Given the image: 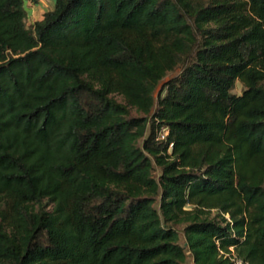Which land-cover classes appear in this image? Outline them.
<instances>
[{
	"label": "trees",
	"instance_id": "16d2710c",
	"mask_svg": "<svg viewBox=\"0 0 264 264\" xmlns=\"http://www.w3.org/2000/svg\"><path fill=\"white\" fill-rule=\"evenodd\" d=\"M41 1L0 0V264H264V0Z\"/></svg>",
	"mask_w": 264,
	"mask_h": 264
},
{
	"label": "rangeland",
	"instance_id": "374dc122",
	"mask_svg": "<svg viewBox=\"0 0 264 264\" xmlns=\"http://www.w3.org/2000/svg\"><path fill=\"white\" fill-rule=\"evenodd\" d=\"M53 9V5H50V3L48 2H43V3H40L38 6H35V5H32L31 3L27 4V9L26 11L28 12V16H29V19H28V27L30 25H32L33 23H35L36 21L42 19V16L44 13L48 12V11H51ZM180 74V70H176L175 72L173 73H170L168 75V77L161 83V86L159 87V89L157 90V93H156V98L159 96L160 92L162 91L164 85L176 78L178 75ZM243 91V86L241 83H238L236 85V88L234 90V93L236 94H241ZM118 100L120 102H122V99L121 97H118ZM131 115L133 117H137V116H142V114L138 113L136 111V109H132V112H131ZM160 172L159 169H157V172L156 174H158ZM215 214V213H214ZM177 229L179 230L180 234H181V244L185 245V236L182 232V227L181 226H177ZM186 264H193V257L190 255V253L188 252V260H187V263Z\"/></svg>",
	"mask_w": 264,
	"mask_h": 264
},
{
	"label": "built area",
	"instance_id": "2783aa9c",
	"mask_svg": "<svg viewBox=\"0 0 264 264\" xmlns=\"http://www.w3.org/2000/svg\"><path fill=\"white\" fill-rule=\"evenodd\" d=\"M231 260H232L233 264H249L247 261H245V260H243V259H241L235 255H233L231 257Z\"/></svg>",
	"mask_w": 264,
	"mask_h": 264
},
{
	"label": "crops",
	"instance_id": "0c3cea01",
	"mask_svg": "<svg viewBox=\"0 0 264 264\" xmlns=\"http://www.w3.org/2000/svg\"><path fill=\"white\" fill-rule=\"evenodd\" d=\"M43 2H48V3H50V5H53L54 6V2L53 1H48V0H42L40 3H43ZM39 3V4H40ZM30 4V3H29ZM38 4V5H39ZM38 5H35V6H38ZM41 20V19H40ZM39 21V20H38Z\"/></svg>",
	"mask_w": 264,
	"mask_h": 264
}]
</instances>
